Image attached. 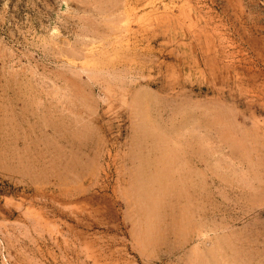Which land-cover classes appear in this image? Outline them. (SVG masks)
I'll list each match as a JSON object with an SVG mask.
<instances>
[{"label": "rangeland", "instance_id": "374dc122", "mask_svg": "<svg viewBox=\"0 0 264 264\" xmlns=\"http://www.w3.org/2000/svg\"><path fill=\"white\" fill-rule=\"evenodd\" d=\"M0 264H264V0H0Z\"/></svg>", "mask_w": 264, "mask_h": 264}, {"label": "bare ground", "instance_id": "6f19581e", "mask_svg": "<svg viewBox=\"0 0 264 264\" xmlns=\"http://www.w3.org/2000/svg\"><path fill=\"white\" fill-rule=\"evenodd\" d=\"M170 162V161H169ZM156 171V170H155ZM170 171V170H169ZM163 173V172H162ZM161 176V175H160ZM159 177V176H158ZM163 178H164V176H163ZM167 179V178H166ZM146 180V179H145ZM162 180V179H161ZM164 180V179H163ZM162 186H163V184H162ZM166 188V187H165ZM185 188V187H184ZM153 189V188H152ZM163 190H164V188H163ZM157 191V190H156ZM145 192V191H144ZM159 192H160V190H159ZM157 193V192H156ZM150 196V195H149ZM154 196V195H153ZM155 196H157V195H155ZM145 198V197H144ZM149 199V198H148ZM155 199H156V197H155ZM161 199V198H160ZM147 201V200H146ZM156 201V200H155ZM159 201V200H158ZM156 203V202H155ZM154 203V204H155ZM159 203V202H158ZM153 205V204H152ZM157 205V204H156ZM155 205V206H156ZM141 207V206H140ZM154 209H156V208H154ZM153 212H154V210H153ZM146 218H148V217H146ZM152 219V218H151ZM145 223V222H144ZM147 231V230H146ZM148 234V233H147ZM216 252V251H215ZM211 254V253H210ZM212 255V254H211Z\"/></svg>", "mask_w": 264, "mask_h": 264}]
</instances>
